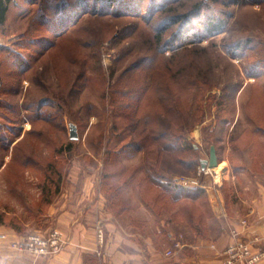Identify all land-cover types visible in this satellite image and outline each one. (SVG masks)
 <instances>
[{"label":"rangeland","instance_id":"374dc122","mask_svg":"<svg viewBox=\"0 0 264 264\" xmlns=\"http://www.w3.org/2000/svg\"><path fill=\"white\" fill-rule=\"evenodd\" d=\"M39 1L11 0L0 30V226L56 231L50 204L88 174L142 251L221 238L216 214L264 182V0H64L47 20L62 0ZM211 147L219 182L199 173Z\"/></svg>","mask_w":264,"mask_h":264},{"label":"crops","instance_id":"0c3cea01","mask_svg":"<svg viewBox=\"0 0 264 264\" xmlns=\"http://www.w3.org/2000/svg\"><path fill=\"white\" fill-rule=\"evenodd\" d=\"M241 198L246 209L240 216L216 214L225 228L221 238L208 241L195 237L192 244L184 246L172 259L164 260L152 245L142 251L131 237L135 234H128L127 239L116 229L110 221L112 215L106 208L103 193L96 190L86 174L80 179H70L48 208L52 228L66 240L62 251L34 260L11 248V243L23 239L24 235L13 228L0 226V264H223L216 251L233 242L231 231L234 229L242 238L258 237L259 246L264 250V182H257L256 194ZM243 219L247 222L245 227L240 224ZM105 220H109L103 223L107 238L101 246L96 227L102 226ZM186 249L190 250L187 254ZM256 264H264V261Z\"/></svg>","mask_w":264,"mask_h":264},{"label":"built area","instance_id":"2783aa9c","mask_svg":"<svg viewBox=\"0 0 264 264\" xmlns=\"http://www.w3.org/2000/svg\"><path fill=\"white\" fill-rule=\"evenodd\" d=\"M213 168L208 166L199 167V173L212 174ZM183 185H187L186 183ZM242 226H246V220L240 221ZM233 242L221 251H216L222 259L223 264H256L264 261V250L259 246V238H242L235 229L231 231ZM96 237L99 245L103 244L104 230L98 226L96 228ZM66 240L58 231H49L46 233H31L19 241L11 243V248L17 252L29 255L34 260L42 257H50L59 254ZM179 246V244H175ZM215 249V247H213ZM99 254V253H98ZM172 254L171 251L166 253Z\"/></svg>","mask_w":264,"mask_h":264},{"label":"trees","instance_id":"16d2710c","mask_svg":"<svg viewBox=\"0 0 264 264\" xmlns=\"http://www.w3.org/2000/svg\"><path fill=\"white\" fill-rule=\"evenodd\" d=\"M37 1V0H36ZM43 1L44 0H40L39 2H40V5H42L43 4ZM65 1L64 0H62L61 1V4L59 5V6H51V4H49V3H46L47 4V6H46V8H41V10L43 11V13H41V11H40V16L42 17H44L45 19H46V17L44 16L45 14H47V12L46 11H51V12H55V10H60L59 8H61V10H63L65 7H66V5H65V3H64ZM109 4H110V2H114V0H108L107 1ZM11 3V0H0V30L3 28V26H4V24H5V19H6V15H7V12H8V10H9V4ZM84 5V4H83ZM82 6V5H81ZM61 17H64V16H61ZM47 20V19H46ZM208 27L211 29V30H213V31H215V30H217V29H219V27H220V23H214V22H210L209 24H208ZM138 138H141V136H138ZM156 139L157 140H160V138H154L153 136L152 137H144V141L142 142V144L144 145L148 140H150V141H156ZM174 140H178V138H176V139H174ZM176 142V141H175ZM146 145H148L147 147L149 148V149H151L152 148V145L151 144H148V143H146ZM163 149H167V148H165V147H163V146H161ZM169 151V150H168ZM170 152V151H169ZM153 153V154H152ZM179 154H181V152L179 153ZM148 155V158L149 157H151L150 159H152V156L153 157H155V155H156V160L158 161V162H161V160H162V158H161V152H159L157 149H151V153L150 154H147ZM175 159H177V163L178 164H181V163H184L185 162V159L181 156V155H179V156H176L175 157ZM154 168V169H153ZM150 172H151V176L149 175V179L152 181H154V177L156 178V176H157V174H155V166L154 165H151V167H150ZM162 178V176L160 177V179ZM157 179V181H159V178H156ZM157 181H155V183H157V184H160L159 182H157ZM169 183V182H168ZM167 184V183H166ZM170 185H172V188H174V189H178L179 187H176L175 185H173L172 183H169ZM163 186V185H162ZM182 192H183V190H182ZM197 192H199V190L197 191ZM200 192H202V191H200ZM193 198H195V197H193ZM2 226V225H1ZM6 227H8V226H6ZM10 228H13V227H10ZM14 229V228H13ZM17 231V230H16ZM18 232V231H17Z\"/></svg>","mask_w":264,"mask_h":264},{"label":"water","instance_id":"95a60500","mask_svg":"<svg viewBox=\"0 0 264 264\" xmlns=\"http://www.w3.org/2000/svg\"><path fill=\"white\" fill-rule=\"evenodd\" d=\"M218 165V160H217V156H216V152H215V148L214 147H211L210 149V158H209V161L202 164L201 166L202 167H210V168H214Z\"/></svg>","mask_w":264,"mask_h":264},{"label":"bare ground","instance_id":"6f19581e","mask_svg":"<svg viewBox=\"0 0 264 264\" xmlns=\"http://www.w3.org/2000/svg\"><path fill=\"white\" fill-rule=\"evenodd\" d=\"M213 169H214V172H215V179H216L217 182H219L220 179H221V174H222L223 166H222V164H218Z\"/></svg>","mask_w":264,"mask_h":264}]
</instances>
